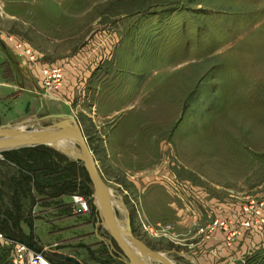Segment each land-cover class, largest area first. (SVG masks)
<instances>
[{
    "label": "rangeland",
    "instance_id": "obj_1",
    "mask_svg": "<svg viewBox=\"0 0 264 264\" xmlns=\"http://www.w3.org/2000/svg\"><path fill=\"white\" fill-rule=\"evenodd\" d=\"M0 40L33 69L66 72L59 89L41 82L37 106L25 110L22 101L17 119L6 118L19 116L8 110L13 104L0 102V129L28 120V131L48 129L59 124L52 116L70 118L89 144L119 225L129 222L170 264H221L222 255L215 262L187 245L198 240L194 234L218 239L234 264H264V210L245 211L264 201V0H0ZM46 147L61 168L81 163L76 192L56 197L30 185L23 196L8 183L20 179L5 154L11 150L0 152V209L16 213L18 206L20 216L15 233L0 232V264H14L19 239L82 264H128L84 163ZM80 213L76 222H88L94 238L63 230ZM218 220L228 232L214 226Z\"/></svg>",
    "mask_w": 264,
    "mask_h": 264
},
{
    "label": "water",
    "instance_id": "obj_2",
    "mask_svg": "<svg viewBox=\"0 0 264 264\" xmlns=\"http://www.w3.org/2000/svg\"><path fill=\"white\" fill-rule=\"evenodd\" d=\"M54 119H58L60 116H52ZM56 127L44 129L41 128L43 132L51 133H41V134H31L28 132H17L8 126L0 129V152L15 150L28 147H38V146H51L58 139L61 138H76L79 149L81 150V158L78 159L84 163L87 173L90 177L91 183L95 190V196L101 213L104 217V222L107 225L108 231L114 241L119 246L120 250L123 252L128 264H151L150 259L155 258L164 264H170V262L165 259V257L157 252L152 251L145 246L141 241H139L133 234L131 229V224L127 223V236L129 243L121 237L119 230L116 228L115 222V212L111 200L109 198V190L105 181L100 173L97 162L94 155L89 147V144L83 135L81 128L74 123L72 127L60 128L59 124ZM19 243L25 244L31 247L37 252H42L44 250L40 249L38 246L29 243L25 239H19ZM45 255L48 259L63 261L70 264H82L73 257H68L64 255H58L57 257L51 256L49 253Z\"/></svg>",
    "mask_w": 264,
    "mask_h": 264
},
{
    "label": "crops",
    "instance_id": "obj_3",
    "mask_svg": "<svg viewBox=\"0 0 264 264\" xmlns=\"http://www.w3.org/2000/svg\"><path fill=\"white\" fill-rule=\"evenodd\" d=\"M1 41V40H0ZM5 41V40H4ZM1 41V43H4ZM0 43V102L6 103L7 106L10 104L14 107H9L8 110H14L19 113L17 117H7L11 120L19 118L22 114L25 113L29 107H36L39 102V90L42 89L41 82H42V75L39 67L37 69H33V65L29 64L27 61L19 59L17 52L10 48L6 44ZM11 45V44H10ZM8 46V47H7ZM18 57V58H17ZM29 72V73H28ZM27 105L26 109L22 112L20 104L21 102ZM19 105V108H16ZM213 206H218L216 201H212ZM200 225H204L208 220L205 218V215L200 212ZM84 215L80 213L79 215H73L68 217L67 220H75L71 223L68 221L67 224L69 226L63 227V230L67 231L68 229L78 228L81 231H84L83 238H94L93 229L90 230L91 225L88 222L81 221L76 222V220L81 216ZM217 216V213L213 214ZM213 217V216H212ZM187 226L188 221L185 222ZM88 236V237H87ZM194 237L197 238L196 242H192L190 247H198L208 251L209 255L212 256V261L219 262L220 255L224 257L221 259V264H234L233 261L235 258L232 257V254L229 253L221 242L218 241L216 238H211L209 240H204L202 236H197L194 234ZM86 240V239H84ZM89 242V241H88ZM189 258V257H188ZM79 259V258H77ZM190 259L194 262L193 258ZM215 259V260H214ZM196 263V262H195ZM214 264V263H213Z\"/></svg>",
    "mask_w": 264,
    "mask_h": 264
},
{
    "label": "trees",
    "instance_id": "obj_4",
    "mask_svg": "<svg viewBox=\"0 0 264 264\" xmlns=\"http://www.w3.org/2000/svg\"><path fill=\"white\" fill-rule=\"evenodd\" d=\"M5 154L9 157L8 161L13 163L20 173V179H9L8 183L15 181L16 187L23 192V196L29 194L30 185L39 192L44 191V187H48L54 190L56 197L72 196L76 192L78 173L81 170L80 162L70 164L69 168H61L46 146L21 148L5 152ZM15 199V197L12 198L14 206L17 204L21 206ZM2 208L5 207L2 205ZM1 209L0 232L10 236L15 233L10 232L11 228H18L20 223L19 207L17 206L16 213L1 211Z\"/></svg>",
    "mask_w": 264,
    "mask_h": 264
},
{
    "label": "built area",
    "instance_id": "obj_5",
    "mask_svg": "<svg viewBox=\"0 0 264 264\" xmlns=\"http://www.w3.org/2000/svg\"><path fill=\"white\" fill-rule=\"evenodd\" d=\"M10 42H14L13 39H10ZM12 45H14L12 43ZM22 45L20 44H15V47L18 51H22V53L25 54L26 57L28 55L32 57V51L29 49H22ZM23 54V55H24ZM42 75V82L43 86L45 87V90H54V89H59L62 84L65 81L66 77V72L63 66L59 65H48L41 71ZM74 202L76 205L81 206L83 210L86 209V204L82 203V200L79 198H74ZM252 210H257L256 213L259 214V210L262 211L264 210V201H251L250 205L246 208L245 211H252ZM214 226L216 228H223L224 231L228 232V225L226 222L222 221L220 222L219 220L214 223ZM244 226L249 227L250 223L245 222ZM154 233L153 231H151ZM1 237V235H0ZM231 236L228 238L230 239ZM13 263L14 264H50L49 259L45 255V251L42 252H37L33 251L29 246L25 244L18 243L15 246V250L13 252Z\"/></svg>",
    "mask_w": 264,
    "mask_h": 264
},
{
    "label": "bare ground",
    "instance_id": "obj_6",
    "mask_svg": "<svg viewBox=\"0 0 264 264\" xmlns=\"http://www.w3.org/2000/svg\"><path fill=\"white\" fill-rule=\"evenodd\" d=\"M57 121L59 122V127L60 128H68V127H72L74 125V122L70 118L65 119V117H63V116L59 117L57 119ZM27 122L29 123V120ZM27 122H24L22 125L27 124ZM22 125H18V126H15V127H9V126L8 127L13 129V130H15V131H17V132H28L27 128H29V125L24 126V127ZM30 127L32 128V130L29 133H31L33 135L34 134H41V133H51V132H43L39 125H30ZM70 139L71 138L58 139L54 144H52V146L57 148L60 151H63L65 153H67L69 156H71L73 158H76L78 160V159H80L82 157L81 153H80L81 150L79 152L75 148V146L73 145V140L72 139L70 140ZM76 141H77V139H76ZM109 198H110L112 206H113L115 203L112 201V197L110 195H109ZM115 222H116V228H117V230H119V233H120L121 237L125 240V242L129 243L128 242L129 239H128V236H127V229L123 228L122 226L119 225L116 217H115ZM106 227H107V225H106ZM128 245L132 246L131 243H129Z\"/></svg>",
    "mask_w": 264,
    "mask_h": 264
}]
</instances>
